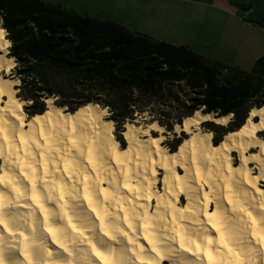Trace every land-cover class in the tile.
Segmentation results:
<instances>
[{"label": "bare ground", "instance_id": "obj_1", "mask_svg": "<svg viewBox=\"0 0 264 264\" xmlns=\"http://www.w3.org/2000/svg\"><path fill=\"white\" fill-rule=\"evenodd\" d=\"M7 33L0 24V264H264V105L218 144L205 122L233 114L197 109L175 125L187 134L176 150L157 120L127 122L123 146L99 103L70 111L49 97L28 116Z\"/></svg>", "mask_w": 264, "mask_h": 264}, {"label": "trees", "instance_id": "obj_2", "mask_svg": "<svg viewBox=\"0 0 264 264\" xmlns=\"http://www.w3.org/2000/svg\"><path fill=\"white\" fill-rule=\"evenodd\" d=\"M0 23L12 42L9 54L17 62L13 73L21 79L19 96L38 106L32 114L46 110L47 97L70 111L99 103L109 109L108 117L118 128L146 118V110L151 121L169 131L197 109L233 114L240 124L205 122L206 128L213 125L208 130L218 144L244 123L251 108L264 105V55L245 71L187 45L133 32L123 24L47 0H0ZM175 87H186L191 101L178 116L161 106L167 98L180 99ZM151 101L160 104L150 106ZM216 127L225 129L220 137ZM115 134L123 145V136Z\"/></svg>", "mask_w": 264, "mask_h": 264}, {"label": "rangeland", "instance_id": "obj_3", "mask_svg": "<svg viewBox=\"0 0 264 264\" xmlns=\"http://www.w3.org/2000/svg\"><path fill=\"white\" fill-rule=\"evenodd\" d=\"M48 1L62 3L67 7L77 9L81 13L123 24L133 32L157 38L164 37L180 44L192 45L195 43L199 49L211 53L212 57L220 60V62L238 66L245 71L251 70L256 55H264V0ZM13 69L11 73L14 75ZM175 90L180 99L174 101L167 98L161 101L163 103L161 106L169 110L174 116H178L185 113L191 101L187 99L188 96L185 94L186 87H175ZM18 94H20V89ZM144 102L147 104L146 101ZM149 104H151L150 106L153 104L157 106L160 103L151 101ZM25 107L28 116H31L32 112L38 109V106L37 108L32 107V101L29 102L28 100H26ZM110 114L108 109L107 116ZM144 115L147 117H138L135 123L147 127L146 125L151 121V116L147 110ZM230 123L233 126L240 124L238 119H234V115H232ZM125 125L123 128H118L120 125L115 123V133L124 138L123 146L127 145L122 131L125 129ZM212 127V124H207V129ZM216 129L218 137L225 131L219 127ZM153 133L157 136L160 135L156 132ZM165 134V145L169 149L173 148L177 142L181 143L187 136V134L177 132L176 129L169 131L167 128ZM213 139L215 140V133ZM238 159V153L235 152V160L238 161ZM181 172L184 171L181 169ZM162 177L163 174H160V178ZM158 187L162 188L161 181ZM165 264L169 263L166 262Z\"/></svg>", "mask_w": 264, "mask_h": 264}, {"label": "crops", "instance_id": "obj_4", "mask_svg": "<svg viewBox=\"0 0 264 264\" xmlns=\"http://www.w3.org/2000/svg\"><path fill=\"white\" fill-rule=\"evenodd\" d=\"M47 1H48V0H47ZM152 37H154V36H152ZM154 38L159 39V40H164V41H167V42H169V43L176 44V45H187V46H189L190 48H192L195 52H197L198 54H201V55H203V56H205V57H207V58H210V59H212V60H215V61H219V62H220V60L215 59L214 57H212V54H211V53H207V52L202 51L201 49H199L195 43H193L192 45H188V44H180V43H177V42H173V41H171V40H169V39H166V38H164V37H160V38L154 37ZM205 50H206V49H205ZM260 56H261V54H258V55H256V56L254 57V63H255V61H256ZM223 63H224V62H223ZM254 63H253V65H254ZM226 64H227V63H226ZM253 65H252V67H253ZM251 69H252V68H251Z\"/></svg>", "mask_w": 264, "mask_h": 264}, {"label": "water", "instance_id": "obj_5", "mask_svg": "<svg viewBox=\"0 0 264 264\" xmlns=\"http://www.w3.org/2000/svg\"><path fill=\"white\" fill-rule=\"evenodd\" d=\"M47 98H49V97H47ZM196 111V110H195ZM204 113H210V112H205V111H203ZM217 114V116L219 117V116H223V115H220L219 113H216Z\"/></svg>", "mask_w": 264, "mask_h": 264}, {"label": "built area", "instance_id": "obj_6", "mask_svg": "<svg viewBox=\"0 0 264 264\" xmlns=\"http://www.w3.org/2000/svg\"><path fill=\"white\" fill-rule=\"evenodd\" d=\"M7 35H8V33H7Z\"/></svg>", "mask_w": 264, "mask_h": 264}]
</instances>
